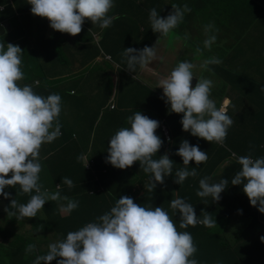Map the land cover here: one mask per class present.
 I'll list each match as a JSON object with an SVG mask.
<instances>
[{
    "label": "clouds",
    "instance_id": "obj_1",
    "mask_svg": "<svg viewBox=\"0 0 264 264\" xmlns=\"http://www.w3.org/2000/svg\"><path fill=\"white\" fill-rule=\"evenodd\" d=\"M14 1L9 0V4L16 12L18 8ZM20 1L22 11H29L31 14L27 20L17 24V33L24 25H29V19H33L28 31H24L20 37H25V33L29 32L30 46L33 48L38 39L49 35L46 46L48 48L49 43H52L53 47L48 52V59L44 61L47 60L48 65L49 60L54 62L48 68L47 64L44 66L40 61L39 65L46 72L36 69L40 72L35 73L36 70H33L29 75V69L22 61V52L26 54L28 51L20 47L22 45L18 42L19 38L7 43L6 49L5 44L0 43V225L10 229L4 234L0 231V248L11 244L19 246L21 243L11 242L12 235L18 231L11 230L14 226L18 230L27 225L30 234L25 233L24 239L34 238L38 241L30 242L25 251L30 253L35 250L38 254L41 250L47 252L45 255H38L35 260L31 256L33 264H51L57 258V264H205L204 255L195 254L198 249L191 233L178 231L169 213L160 206L144 207L135 203L132 197L122 194L109 210V203L118 196L115 186L114 189L108 188L109 190L106 187L92 190L91 194L101 190L100 199L92 197L79 204V201L61 195L62 184L69 189L75 187L73 180L68 177H63L55 192L44 188L40 183V176L47 178L49 174L42 170L46 158L41 155L44 143H51L62 134V117L66 113L76 119H66L65 128L72 126V130L82 132L85 138L91 137L93 132L91 142L85 146L86 155L77 158L83 160L85 168H91L94 159L98 157L95 153L97 150L106 158L107 163L121 169L117 175L124 177L126 170H132L133 173L136 168L139 169V165L143 172L150 173L151 183L145 185L147 191L156 188L157 183L164 186L165 175H168L173 184L175 182L180 185L188 177H196V168L189 170L188 165L191 161L200 165L207 161L208 156L198 145L190 144V141L196 142V137H199L222 145L228 131H233L234 120L230 115L234 100L241 101L247 110H252L249 109L250 102L242 100L237 93L235 96L230 93L225 97L219 108L211 98L217 96V90L218 95H222V82H230L225 77L232 79L237 73L226 50L235 45L238 39L251 38H244L245 23L240 12L226 9L224 2H213L208 7L202 0H168L163 4L162 10L158 9L159 12L156 8L147 10L148 5L152 7L151 0H133L148 14V24L144 26L150 29L152 37L150 44L144 45L145 39L135 48H125L121 55L126 62L122 63L116 58L114 51L103 48L101 34H95L92 26L98 25L102 30L109 29L113 21L119 18L113 16L118 1ZM248 5L264 13V0H249ZM6 6L0 3V39L10 36L15 30L12 21L16 13L6 18L3 15ZM111 9L112 14L109 15ZM210 14L214 16V20L207 21ZM39 16L44 18L42 22L39 21ZM122 16L126 17L124 13ZM88 32L92 39L86 41V36L84 39L82 37ZM56 37L58 41L55 42L53 39ZM15 41L17 45L12 44ZM93 45L99 47L100 56L92 57L86 52L85 47ZM211 49L215 53L211 54ZM219 49L224 51L221 56L218 55ZM67 54H70L69 57ZM75 58H85L87 68H81ZM159 59L162 64L172 61L167 73L158 74L151 69ZM237 62L240 69V62ZM61 64L63 65L60 66ZM94 66L101 73H88ZM61 67L70 69L71 74L56 76L57 72H61ZM79 75H88V78L76 79ZM94 76L107 86V108L110 111L122 110L119 107V92L126 87L125 84H135L145 94L142 101L136 102L138 106L132 111L133 114L122 119L123 125L110 124L111 120L108 119L109 123L102 135L98 133L100 127L90 132L84 124L91 117V97L98 95L88 92L85 87L95 83ZM107 76L115 81L114 95L109 88ZM65 79L67 81L63 82ZM259 82H262V78ZM65 88L69 89L68 92L61 91ZM79 93L83 95L80 96ZM75 98H78L79 103L76 104ZM105 110L101 111L100 125ZM125 110L129 111L131 108ZM166 112L170 114L167 116L175 119L170 121ZM251 112L253 111L247 112L243 117L246 118ZM158 114L161 115L160 121H157ZM61 119L62 125L59 122ZM75 122L79 126L74 127ZM170 122L175 126V131L183 127L184 131L190 132L176 152V155L182 157L184 167L175 171L174 182L170 177L173 174L170 150L174 139L173 132L167 125ZM237 122L244 123L245 126L246 121ZM161 134L168 145L167 152L159 159H153L163 144ZM41 147L43 151L40 154ZM41 158L43 159L40 161ZM231 161L241 166L231 179V184H243V191L246 193L244 199L249 197L251 205L264 213V157H239L232 153L224 165ZM107 170L105 165L102 173L107 174ZM135 175L129 181L135 183ZM210 180L211 177L200 179L196 194L202 199L210 197L213 201H219L229 181L221 179L218 183H210ZM17 185L22 193L30 194L26 204H21L16 199L9 201L11 194L6 186ZM135 185L139 187L140 182ZM33 191L35 195H31ZM51 201L59 203L55 207L49 206L56 212L53 213L54 218L58 212L65 220L77 208L85 211V215L75 214V223L67 224L75 229L69 232L59 231L49 216L45 220L44 205L47 206ZM170 207L174 213L179 214L181 229L189 227L208 230L218 226L217 223L223 224L220 222L221 218L235 222L237 215L232 218L230 215L220 216L216 221L206 211L202 210V214H198L191 203L178 195L177 198H172ZM4 210L18 220H25L6 223ZM39 211L42 217L34 222ZM238 211L244 219L243 206ZM41 221L43 223L40 224ZM230 228L227 237L233 244L241 235L235 233V228ZM203 234L205 239L209 233ZM260 239L264 242V236ZM36 245L38 249H35ZM206 253L208 259L217 261L213 264H222L227 259L223 261L222 255L215 258ZM229 257L234 258L232 263L243 264L231 250ZM0 264L13 263L0 257Z\"/></svg>",
    "mask_w": 264,
    "mask_h": 264
},
{
    "label": "trees",
    "instance_id": "obj_2",
    "mask_svg": "<svg viewBox=\"0 0 264 264\" xmlns=\"http://www.w3.org/2000/svg\"><path fill=\"white\" fill-rule=\"evenodd\" d=\"M167 1L168 0H151L150 4L152 7H149L148 5L146 8L147 10L156 8L157 11H159L162 10L163 4H165ZM2 2L3 0H0V3ZM14 2L16 3V8H18L17 10L22 11L23 9L21 1L15 0ZM4 4L7 6L3 15H6V18L14 16L16 12L9 4V0H6ZM224 4L226 9L229 8L231 10H238L240 12L245 23V30L243 34L244 38L251 36V41L238 39L235 45L226 50L237 73L232 79L228 78L227 76L225 79L226 81L230 80L228 84L234 89L235 92H237L239 96L243 98L242 100H248L250 102V107L252 104L253 107L256 108L257 112L252 110L253 112L247 114L246 118H243L241 113L238 117V120L246 121L244 128L239 133H234L233 131L231 133L229 131V136L226 137L222 145L218 144V146L215 142L211 143L199 137H196V142L190 141V144L198 145L202 151L206 152L208 159L206 162H203L200 165H196L195 161H191L188 165L189 170L195 167L198 174L196 177H188L182 185L174 182L175 171L184 167L182 157L176 155V152L180 147L182 140L187 139L188 137L186 138V135L190 134V132L184 131L183 127L176 129L173 135L174 139L170 150V159L173 161V174L170 175V177L175 184L178 197L184 199L188 203H191L198 214H202V210L206 211L210 213L211 217L217 221L220 216L226 217V215H230L232 218L235 214H239L238 210H240V207L243 206L244 219L242 220L248 221L245 222V232L242 233L239 238H237L236 244L230 243L227 237V233L231 230L230 227H232L235 222L226 221L224 218L220 219V222L223 224L219 225L217 223L218 226L208 228V230L204 228H179V214L174 213L170 207L172 200L170 193L160 183H157L156 188H153L152 191H147L145 185L151 183V174L143 172L140 165L138 170L136 168L135 173V178L140 181L139 187H137L135 183L128 181V179L122 175H117L121 169L112 166L110 163H107L106 158H103V156H101L97 150L95 153L98 157L94 159V162L91 164V168L88 166L85 168L83 160H78L77 158L84 157V155H86L87 151L85 146H88V143L91 142L93 132L91 137L85 138L82 132L72 130V126L66 128V131L65 126L61 124L62 134L53 142L44 143V151L41 155L46 158L44 168H42V170H44V173L52 176V182L50 184L48 183V178H42V176H40V183L43 184L44 188H49L50 191L55 192L57 191L58 183H62L63 177L72 179L75 187L69 189L67 185L62 184L63 187L60 188L61 195H66L70 199L77 200L79 201V204L92 197L97 200L100 199L101 190L91 194L92 190H99L105 187L107 190H109L114 189L115 186L116 191H118V196L111 204L109 203V210L115 205V202L122 196V194L132 197L135 203L144 207H162L169 213L170 218L175 223L178 231H187L191 233L193 241L198 249L195 254L197 256L203 254L205 264H213L217 262L216 260L208 259L206 252L215 258H217L219 255H222L223 261L227 258L224 261L225 264H234L232 263L234 262V258L229 257L230 250L234 253L236 259H238V261L241 260L243 264H245V262L247 263L249 258L248 256H252V262L263 259L261 261L262 264H264V257L261 255L262 250H260L261 247L258 245V240L261 241V236L259 234L261 233L264 235V233H262L264 230V213H261L258 210V207L251 205L249 197L244 199L246 193L243 191V184H231V179L241 168L240 164L235 161H231L230 164L224 165V163L229 160V157L232 153L239 157L249 155L253 158L264 157V63L257 69L258 77L262 78V82L249 78L248 75L243 72L244 67L247 65L252 56V52L249 50V46L252 43L259 41L256 48L254 49V56L258 57L261 55V53L264 54V44L262 42V40H264V13L260 10L258 12V9L256 10L251 8L248 5L249 0H225ZM29 27L30 25L28 24L24 25L22 30L16 33L14 37H3L0 39V43H4L6 49L7 43L12 42L14 38H19L18 42L23 47H25L30 41H21L24 36L20 37V35L24 31H28ZM251 30L252 32L250 33ZM249 33L250 35H248ZM53 41H58L57 37L56 39H53ZM12 44L17 45L16 41ZM51 46L52 43H49L48 49H50ZM48 49L47 46L37 47L35 45L33 48L31 47V50L26 54L22 52V61L27 65L29 69V75H31L30 73L36 69H41L43 72H46L44 67L40 66L39 63L41 61L44 66L47 64V60L44 61V59H48ZM237 61L240 62V69L238 67ZM53 62L54 61L52 60L48 61L49 65L53 64ZM49 65L47 64L46 66L49 68ZM38 71L40 72V70H36L35 73ZM222 95L227 97L224 89ZM75 102L76 104L79 103L78 98H75ZM130 102L134 101L127 100V108L130 106ZM134 105L136 106L137 103L135 102ZM242 106L245 107L244 105ZM160 111L163 112L162 110ZM165 115L170 121L175 119L174 117L167 116L170 115L169 112H166ZM96 116H98V114ZM110 120V124H124L122 123V119ZM59 122L61 123L62 119L59 120ZM99 122L100 119L98 118L87 119L84 124L88 127L87 131L91 132L92 130L100 127ZM160 138L162 139L163 144L158 153L153 156V159H159L160 156H163L167 152L168 145L164 139V136L161 134ZM42 159L43 158H41L40 161ZM105 165L108 168L107 174L102 173V169L105 167ZM204 177H211V180L209 181L210 183H218L221 179H227L229 181L228 186L221 193L222 198L219 201H213L210 197L202 199L201 197L197 196L196 193L199 190V180ZM6 190L10 191V202L12 199H16L19 203L21 202V204H26L30 199V194L22 193L20 191L19 185L16 187L6 186ZM31 195H35V192L33 191ZM56 204L58 205L59 203H57V201L55 203L54 201H51L47 206L44 205V207H46L45 220H47L49 216L59 231L62 230L69 232L70 230L75 229V227L69 226L67 224L75 223V214L85 215V211L82 210V208H77L72 211L71 217L66 218L65 220L58 212L54 218L53 213L56 212L52 211L49 206L55 207ZM43 221H41L40 224L43 223ZM1 227L3 228V226L0 225V229ZM48 227L50 226L48 225ZM205 232H208L209 234L204 239L203 233ZM208 237L210 238L208 239ZM25 240L27 241L26 244H22L21 247L17 246L16 244H11L9 246L10 249L18 250L21 254L22 252L26 253L25 257L22 256V264H33V261L30 259L31 256L35 260L38 255H45L47 253L45 252L46 250H41L39 254L34 252L35 250L30 253L26 252L25 249L27 245H29L30 242L38 240L34 238H25ZM207 241H210L211 243ZM260 243L263 244L262 241ZM35 249H38L37 245ZM209 249H211V251ZM17 254L18 252H14L13 256L17 257ZM226 254H229V256L227 257ZM58 259L59 258L53 260L51 264H57ZM224 263L222 262V264Z\"/></svg>",
    "mask_w": 264,
    "mask_h": 264
},
{
    "label": "crops",
    "instance_id": "obj_3",
    "mask_svg": "<svg viewBox=\"0 0 264 264\" xmlns=\"http://www.w3.org/2000/svg\"><path fill=\"white\" fill-rule=\"evenodd\" d=\"M6 2V0H3L1 5H3ZM150 2V0H149ZM119 12H122L126 15V17L121 18V19H116L113 21L112 26L109 29L102 30L98 26V28H93L95 34H106V41L107 44L104 45L102 44L104 49L110 50V51H116L120 52L121 54L123 53L125 48L128 47H137L139 43H141L143 40L146 39V44H150V40L152 37L150 29H148L146 26L148 24V14L143 11V9L139 6L138 3L134 2L133 0H118L116 9L114 10L113 16H117ZM44 18L39 16V21L42 22ZM87 20V19H86ZM33 19H29V25L32 23ZM91 22L90 20H87ZM89 32L86 33L82 39L85 38L86 36V41L91 40L92 37L89 36ZM71 35V34H70ZM47 39H50L49 35H46L45 37H41V39L37 40L36 46L37 47H42L46 46L48 44ZM39 44H43L42 46ZM152 44V42H151ZM53 45L51 46L50 49L47 51L50 52L52 49ZM46 48V47H44ZM86 52L90 53L92 57H98L100 56L101 52L99 47L96 45H93L92 47H85ZM70 54H67L69 57ZM67 57V59H69ZM122 55L120 56V58ZM89 60V59H88ZM75 62L81 66V68L85 69L88 66L87 60L84 58L82 60L75 58ZM61 64L60 66H62ZM74 65V64H73ZM172 65V61H168L165 64L161 63V60L159 59L157 62H155L152 66L151 69L154 70L156 73H167V70L170 68ZM61 72L56 74V76H69L71 74L70 69L67 70L65 67H61L59 69ZM142 73V72H141ZM94 82L91 84L85 85V87L88 89V92H93V93H98L97 97L94 95L91 97V117L89 119H100L101 111L103 109H106L104 111L103 116H107V119H125L126 116L132 115V111L137 107L134 105L135 102H140L143 100L145 94L141 93L140 89L141 87H137L135 89H132L131 87L135 86V84H125L122 88V92L126 91L129 92V94H126V96H122L119 101V107L122 109L121 111L113 112L108 110V94H107V86L105 85L104 82H102L99 78L94 76ZM68 88L61 89V91H66L68 92ZM127 100L128 101H134L130 102V106L128 108H131V110L127 111ZM117 113V114H116ZM98 114V116H96ZM66 129V128H65ZM67 131V129H66ZM247 203V202H246ZM264 233V230L262 231ZM260 236H264L261 233L259 234ZM259 244L262 250V257H264V242L261 244L259 241ZM250 252V250H249ZM248 260L246 264H262L263 259H259L258 261L252 262V256H248Z\"/></svg>",
    "mask_w": 264,
    "mask_h": 264
},
{
    "label": "rangeland",
    "instance_id": "obj_4",
    "mask_svg": "<svg viewBox=\"0 0 264 264\" xmlns=\"http://www.w3.org/2000/svg\"><path fill=\"white\" fill-rule=\"evenodd\" d=\"M114 1H118V0H114ZM202 2L204 4H206V6L209 7L210 5L213 4V2L223 3V2H225V0H202ZM199 6H200V2L197 3V8H199ZM112 9L110 10L109 15L112 14ZM30 14H31V12H29V11H21V10L20 11H18V10L16 11V15L14 16V19L12 21L13 24H14V26H15V30H14V32H12V33L9 34L10 36L14 37L16 35V33H17V29H16L17 24L20 23V22H22V21H24V20H27L28 19V16ZM117 16L119 17V19L124 18L122 16V12H119ZM206 19H207V21L214 20V16H212L210 14V15H208V17ZM92 26L94 28H97L98 27V25H93V24H92ZM25 35L26 36L24 37L23 41H25V42L30 41L31 38L29 36V32L28 33H25ZM74 37L76 38L77 35H75ZM101 39H102V43L104 45H106L107 44L106 34H101ZM248 40L251 41V38L248 39ZM258 42L259 41L254 42V43H252L249 46V50L252 52V56H251L249 62L247 63V65L244 67L243 72L245 74H247L249 78H251L253 80H256V81H261V78L258 77L257 69L260 66H262L263 63H264V54L261 53V55L258 56V57H256V56L253 55L254 49L256 48ZM262 42L264 44V40H262ZM30 45H31L30 42H28V44L25 47H22V46H20V47L24 51H30L31 50V46ZM218 52H219L218 53L219 56H221V55L224 54V51L222 49H219ZM114 53H115V56H116V58L118 60L120 59L122 63H125L126 62L123 56L120 58V56H121V53L120 52L114 51ZM213 53H215L214 50L211 51V54H213ZM211 54L209 53L208 55H211ZM89 72H92L93 74H96V73H101V70L98 67H95L94 66V67H92V68H90L88 70V73ZM87 76L88 75H84V76L79 75V76L76 77V79L85 80V79L88 78ZM107 79H108V83H109V88H111V90H112V95H114V92H115V81H114V79L111 76H107ZM66 81H67V79L63 80V82H66ZM228 83L229 82H225V81L222 82L221 92H223V89H224V92L227 95V97H228V95L230 93H232V95L235 96V94L237 92H235L234 89ZM137 87L138 86H133L131 88L132 89H135ZM223 87H225V88H223ZM126 94H129V92H126V91L125 92L124 91L122 92V91H120L119 92V97L121 98L122 96H124ZM218 94H219V91L217 90V92L215 94L217 96H211V98L216 102V106L219 108L220 105H221V103H222V101L224 100L225 96L218 95ZM79 95L82 96L83 93H79ZM234 102L236 104L234 103V106L232 108L230 117L234 120V123H233V132L234 133H239L244 128V123H238L237 122L238 117L240 116V114L242 113V117H243L249 111H252V110H254L255 112H257V111H256V108L253 107L252 104H251V107H250L252 110H247L245 107L242 106L243 104H242L241 101L237 102L236 100H234ZM62 119H64V126H65L66 125V119H76V117H72L71 115H66V113H65L63 115ZM101 119H103V121H102V123L100 125V128H99V131H98L99 135H102L104 133V131L106 129V126L109 123V121L107 119V116H103ZM160 120H161V115L158 114L157 121H160ZM167 125L170 128V131L173 132V135H174L175 126L173 125V123L170 122V123H167ZM77 126H79V124L77 122H75L74 123V127H77ZM127 127H128V125H127ZM227 136H229V131L227 133ZM42 151H43V148L41 147L40 148V154L42 153ZM135 173H136V171H134L132 173V170L131 171L126 170V171H124V177L127 178L128 181H129V178L130 179H134V176L133 175ZM47 178H48V183L51 184V182H52V176L51 175H48ZM134 182L136 184H138L140 181L137 180V179H135ZM10 212H11V210H10ZM4 213H5V217L7 218L6 223H9L11 221L14 222V223H16V222H19L20 223V222H22V221L25 220V219L18 220L15 216H13L11 214L8 215V213L5 210H4ZM41 217H42V213L39 211L37 213V216L34 218V222H36ZM246 221H248V220H243L242 221V218H241V215L240 214H237L236 215L235 223H234V225H232V227L235 228V233L236 234L242 235V233L245 232V222ZM0 230L3 231V232H9L10 231V229H9L8 226L7 227H3V228L1 227ZM11 231H18L17 234L12 235L11 242L16 241V242H19L21 244H26L27 241L24 239V235H25V233H27L28 235L30 234L27 225H25L24 228H20L18 230L14 226ZM236 243H237V241H234L233 242V244H236ZM21 244H18L19 247H21ZM13 251L14 252H18L17 257H14L13 256L14 255V252ZM28 255H30V254H28ZM22 256L25 257L26 256V253L22 252V254H21L20 251H18V250H12L8 246H5L3 248H0V257H3V259L5 261H7V262L22 264V262H21Z\"/></svg>",
    "mask_w": 264,
    "mask_h": 264
},
{
    "label": "water",
    "instance_id": "obj_5",
    "mask_svg": "<svg viewBox=\"0 0 264 264\" xmlns=\"http://www.w3.org/2000/svg\"><path fill=\"white\" fill-rule=\"evenodd\" d=\"M163 185L171 193L173 199L177 198L176 188H175L174 184L171 182V180L169 179L168 175H165L164 176V183H163Z\"/></svg>",
    "mask_w": 264,
    "mask_h": 264
}]
</instances>
